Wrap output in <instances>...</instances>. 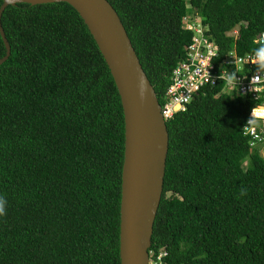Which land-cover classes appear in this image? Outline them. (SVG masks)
Here are the masks:
<instances>
[{
  "label": "trees",
  "instance_id": "trees-1",
  "mask_svg": "<svg viewBox=\"0 0 264 264\" xmlns=\"http://www.w3.org/2000/svg\"><path fill=\"white\" fill-rule=\"evenodd\" d=\"M108 1L161 105L193 42L186 23L201 20L221 59L264 52V0ZM1 21L0 264H120L125 121L107 63L67 3L10 5ZM223 86L166 121L151 250L167 264H264V157L243 131L264 92Z\"/></svg>",
  "mask_w": 264,
  "mask_h": 264
},
{
  "label": "water",
  "instance_id": "water-1",
  "mask_svg": "<svg viewBox=\"0 0 264 264\" xmlns=\"http://www.w3.org/2000/svg\"><path fill=\"white\" fill-rule=\"evenodd\" d=\"M67 3L93 36L117 86L124 111L125 154L120 207V264H149L154 223L163 196L169 132L159 98L151 84L120 16L108 0H3L0 35L11 46L2 27L10 5Z\"/></svg>",
  "mask_w": 264,
  "mask_h": 264
},
{
  "label": "built area",
  "instance_id": "built-area-1",
  "mask_svg": "<svg viewBox=\"0 0 264 264\" xmlns=\"http://www.w3.org/2000/svg\"><path fill=\"white\" fill-rule=\"evenodd\" d=\"M185 28L194 33L193 42L187 49V59L172 72L165 103L161 105L166 121L172 119L176 113L187 110L188 105L203 89L220 83H224L226 92L237 90L241 95L259 98L264 92V52L241 55L233 50L221 59L219 46L206 33L200 19L186 23ZM255 42L264 45V32L257 36ZM255 65L262 67L251 73L250 69ZM259 109H264V103L252 110L243 131L246 136L251 137V147L261 146L262 150L264 115L254 114ZM167 257L166 250H149V264H167Z\"/></svg>",
  "mask_w": 264,
  "mask_h": 264
},
{
  "label": "clouds",
  "instance_id": "clouds-1",
  "mask_svg": "<svg viewBox=\"0 0 264 264\" xmlns=\"http://www.w3.org/2000/svg\"><path fill=\"white\" fill-rule=\"evenodd\" d=\"M263 149L261 151H263ZM6 204H7L6 200L0 197V216H3L6 214Z\"/></svg>",
  "mask_w": 264,
  "mask_h": 264
},
{
  "label": "rangeland",
  "instance_id": "rangeland-1",
  "mask_svg": "<svg viewBox=\"0 0 264 264\" xmlns=\"http://www.w3.org/2000/svg\"><path fill=\"white\" fill-rule=\"evenodd\" d=\"M237 31H238V27L234 31H232L230 34L231 35H237ZM261 156L264 157V149H263V151H261Z\"/></svg>",
  "mask_w": 264,
  "mask_h": 264
},
{
  "label": "bare ground",
  "instance_id": "bare-ground-1",
  "mask_svg": "<svg viewBox=\"0 0 264 264\" xmlns=\"http://www.w3.org/2000/svg\"><path fill=\"white\" fill-rule=\"evenodd\" d=\"M264 110V109H263ZM263 157V156H262Z\"/></svg>",
  "mask_w": 264,
  "mask_h": 264
}]
</instances>
